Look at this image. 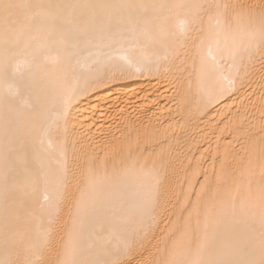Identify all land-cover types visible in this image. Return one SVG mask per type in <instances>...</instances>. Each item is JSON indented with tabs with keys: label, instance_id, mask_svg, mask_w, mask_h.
<instances>
[{
	"label": "bare ground",
	"instance_id": "1",
	"mask_svg": "<svg viewBox=\"0 0 264 264\" xmlns=\"http://www.w3.org/2000/svg\"><path fill=\"white\" fill-rule=\"evenodd\" d=\"M12 2L59 7L28 10L42 13L33 26L0 21V100L20 84L19 66L60 118L49 149L26 110L0 102V231L6 217L29 219L34 183L42 193L66 171L70 200L56 244L72 230L80 201L83 261L105 259V248L117 246L127 252L124 264H167L174 249L193 261L206 235L211 258L237 239L259 246L264 0ZM49 15L60 18L51 34ZM159 26L175 33L164 47L149 39ZM218 47L228 79L202 70V57ZM233 55L238 73L229 68ZM99 184L106 196L94 203Z\"/></svg>",
	"mask_w": 264,
	"mask_h": 264
},
{
	"label": "snow or ice",
	"instance_id": "2",
	"mask_svg": "<svg viewBox=\"0 0 264 264\" xmlns=\"http://www.w3.org/2000/svg\"><path fill=\"white\" fill-rule=\"evenodd\" d=\"M59 7L54 5H30L12 2V0H0V21L6 28L12 26H33L40 22L42 13H31L32 8L44 9ZM125 7L140 8L147 11L149 8L167 7L165 5H131ZM183 7V6H179ZM201 11L204 5L195 6ZM212 8L213 5H208ZM214 7L219 8L220 5ZM23 17V19H22ZM60 18L56 15H49L50 34L54 33ZM186 21L179 22L181 34L186 30ZM175 33L168 32L163 26L149 34V39L159 44L166 45L170 37ZM264 39V32H262ZM224 51L219 47L217 53H213L211 48L206 57H202V70L217 74L224 79L229 77L224 75L222 61ZM122 60L128 62L127 56H122ZM233 63L229 66L230 71L238 73L239 66L236 63L235 55L232 56ZM21 78L20 84L15 90L10 91L0 102L10 109H24L33 119L40 143H47L49 149L56 148V136L59 129V113H51L47 107L42 93L34 89L24 80V71L18 66L16 69ZM234 83V80H233ZM63 154V149H60ZM36 199V207L30 213L29 219L21 222L19 216L16 222L11 223L6 217L2 231H0V248L3 249L4 257L0 258V264H124L126 250L119 246L114 249L105 248V259L83 261L79 259L80 241L83 235L82 225L78 226L80 213V201L75 204L72 230L67 234L61 245L57 247L56 231L62 212V206L70 200L67 190V175L58 178L54 187H46L41 193L40 188L35 183L29 193ZM42 196V200L40 197ZM106 196V189L103 184H99L94 189V203L103 202ZM156 189L153 188L145 201L143 213L149 214L152 210ZM242 211H245L242 206ZM261 238L259 246L254 243L237 239L235 243L229 244L218 258L210 257L212 237L206 235L204 243L201 245L199 257L193 261H186L182 258L183 250L174 249L172 258L167 264H264V197H262L260 207Z\"/></svg>",
	"mask_w": 264,
	"mask_h": 264
}]
</instances>
